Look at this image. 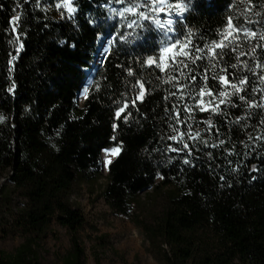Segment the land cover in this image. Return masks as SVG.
Wrapping results in <instances>:
<instances>
[{
  "label": "trees",
  "instance_id": "1",
  "mask_svg": "<svg viewBox=\"0 0 264 264\" xmlns=\"http://www.w3.org/2000/svg\"><path fill=\"white\" fill-rule=\"evenodd\" d=\"M69 1L71 16L65 0H0V230L22 239L0 264H42L53 220L69 238L61 264H88L72 197L99 185L104 150L118 154L102 197L159 264H264V0ZM179 16L172 63L154 21Z\"/></svg>",
  "mask_w": 264,
  "mask_h": 264
},
{
  "label": "rangeland",
  "instance_id": "2",
  "mask_svg": "<svg viewBox=\"0 0 264 264\" xmlns=\"http://www.w3.org/2000/svg\"><path fill=\"white\" fill-rule=\"evenodd\" d=\"M102 153L104 177L99 180V185L94 188L83 185L72 197L86 217L81 237L88 264H159L147 252L148 243L142 231L126 216L114 213L102 197L105 175L108 173V168H104L105 160L110 164L118 154L117 150H104ZM5 185L6 179H0V189ZM14 201L16 206L22 202L17 198ZM104 234L109 245L103 249L97 244V237ZM21 241L19 235L7 236L0 230V250L13 253ZM41 246L42 264H61L62 257L70 248L67 231L53 220Z\"/></svg>",
  "mask_w": 264,
  "mask_h": 264
},
{
  "label": "snow or ice",
  "instance_id": "3",
  "mask_svg": "<svg viewBox=\"0 0 264 264\" xmlns=\"http://www.w3.org/2000/svg\"><path fill=\"white\" fill-rule=\"evenodd\" d=\"M116 2L118 3L119 0H116ZM193 2H194V0H187V3L189 5H191ZM37 3H39V0H37ZM64 6L67 8V12L69 13V16H71L72 13L77 11L76 8H73L71 6V4L68 2V0H65V5ZM128 10L129 9H121V14H123L124 11H128ZM131 10L134 11L135 9L133 8ZM113 11H115V10L113 9ZM161 11H162V9H161ZM177 12L178 13L185 12V9L180 7L179 5H177ZM140 15L143 16V13H141ZM11 19H12L13 22H15L17 17L13 16ZM185 23H186V21H185L183 16H179L177 19H167L164 22H162L159 19L154 21L156 29L159 32L160 44L168 45V47H160V53H162V54L171 53L172 55H169L167 58L172 63H175L179 59V57H177L175 55V50L181 48L180 39L185 35L184 30H183V26L185 25ZM246 23H259V21H250L249 20V21H246ZM132 26L133 25H129L128 27H132ZM141 31H144V29L142 28ZM234 35H236L237 37L240 36V35H243L245 37V39H248L250 37L251 33L248 32L247 28H244L242 33H235ZM129 36H131V33L127 34V36L122 34V35L119 36V41H123L124 43H131L132 41H131V39L128 38ZM173 41H175V43H173ZM64 43H66V41H64V40L60 41L61 45H63ZM104 43H105V39L101 38V40H100V47L101 48L104 47ZM109 43H111V41H109ZM225 45H227V41L225 42ZM71 46L74 47L75 45L73 44ZM16 51H17V56H14V57H12V59L8 60L9 70H11V68L13 66V62L18 58V54H19L20 49H16ZM163 58L164 57L161 56V59H163ZM149 59L151 60V57H149ZM98 63H100V64L104 63L103 54H101V56L98 57ZM156 67H159V65H156ZM205 71H207V70H205ZM192 79L194 81L196 79V76L193 75ZM205 79L206 80H215L214 77H208V76H206ZM219 82H223L224 85H228L229 84V80H228V78L226 76H220L219 77ZM219 82H217V83H219ZM239 83L241 85H244L245 81L241 80ZM14 89H15V85L13 84L11 87L7 88V93L8 94L13 93ZM83 91L87 92L88 88L87 87H83ZM238 92H239V90H237V92H234L233 95H237ZM79 94L80 93H78L77 95H79ZM209 95H214V93L209 92ZM219 95L223 96L224 93L221 92V93H219ZM191 98L192 99H196V100L199 99L198 97H191ZM239 100L240 101H244L245 97L243 95H239ZM221 103H224V101L222 100ZM227 106L233 107V108L237 107L236 104H229ZM185 107L187 108V106H185ZM200 110L201 111L206 110L202 104L200 105ZM122 111H123V109L117 108V110L115 111V114H114L115 118H120ZM213 111H215V109H213ZM123 120L124 121L128 120L127 115H125L123 117ZM188 126L190 127L191 125H188ZM112 127H113V129H115L117 127V125L116 124H112ZM172 139L175 140L176 137L173 136ZM258 139H264V137H258ZM187 147L188 146L185 144L184 148H187ZM189 155H191V153H189ZM194 159H196V158H194ZM182 164L183 165H189V160L184 159L182 161ZM190 166L195 167L196 165L193 164V165H190ZM250 171L251 172H255V171H257V169H256L255 166H253ZM219 179H220L221 182H223L225 180V177L224 176H220ZM252 179L255 180L256 177L252 176Z\"/></svg>",
  "mask_w": 264,
  "mask_h": 264
},
{
  "label": "bare ground",
  "instance_id": "4",
  "mask_svg": "<svg viewBox=\"0 0 264 264\" xmlns=\"http://www.w3.org/2000/svg\"><path fill=\"white\" fill-rule=\"evenodd\" d=\"M108 165H109V164H108L107 161L105 160L104 168L107 169Z\"/></svg>",
  "mask_w": 264,
  "mask_h": 264
}]
</instances>
